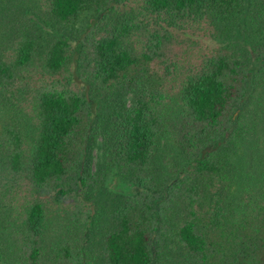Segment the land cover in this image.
Returning a JSON list of instances; mask_svg holds the SVG:
<instances>
[{"label":"trees","instance_id":"trees-1","mask_svg":"<svg viewBox=\"0 0 264 264\" xmlns=\"http://www.w3.org/2000/svg\"><path fill=\"white\" fill-rule=\"evenodd\" d=\"M202 33L206 47L192 38ZM258 83L264 0H0V175L29 193L16 230L21 263L86 262L100 223V204L91 213L87 199L111 173L130 188L108 192L111 222L91 264H210V226L226 218L220 148L248 99L264 138ZM47 194L72 201L69 225H86L50 256ZM255 204V263L264 264V180Z\"/></svg>","mask_w":264,"mask_h":264},{"label":"rangeland","instance_id":"rangeland-1","mask_svg":"<svg viewBox=\"0 0 264 264\" xmlns=\"http://www.w3.org/2000/svg\"><path fill=\"white\" fill-rule=\"evenodd\" d=\"M232 36V35H231ZM242 36V35H241ZM192 38L205 46L211 44L207 34L193 35ZM189 52V50H187ZM251 89H255L263 96L261 84ZM129 96L126 100H129ZM255 104L251 99L246 100L240 106L233 108L234 129L228 133L229 138L221 146L220 162L223 168V175L226 176V183H220L218 189L217 203L226 214V218L217 220L216 224L211 225L209 235L210 248L213 249V256L210 264H256L255 259L260 255L255 253V190L263 187L264 176V138L262 136V123L259 121L255 125ZM241 111L242 117H235ZM254 115V120H252ZM232 118V120H233ZM231 133V134H230ZM257 140V143H255ZM4 152V150H3ZM91 170L94 169L96 160L99 159L100 147L97 139L90 151ZM2 161V160H1ZM223 186L221 187L220 185ZM130 184L120 181L111 173L107 174L104 185L93 191L94 198L87 199L91 203V213L95 211L96 202L100 204L97 214H100L99 226H90V240L92 243L88 247L86 262L91 264L100 258L99 247H101L102 232L111 222V212L107 209L108 192H121L128 190ZM200 190H204L208 196L216 193L214 186L204 187L199 184ZM29 197L27 186L19 182L18 177L2 173L0 175V264H22L18 258L16 230L19 222V210L21 203ZM179 205L183 198L178 196ZM70 206L61 205L52 201L51 195H46V204L49 211V226L42 236L43 248L46 255L50 256V249L53 242H58L60 238L67 237L72 240V244L80 240L81 232L86 225H69L66 220V210H71L70 199L65 201ZM65 207V208H64ZM213 209L210 213L213 214ZM260 213L262 210L260 209ZM213 218L210 217V219ZM264 220V215L262 217ZM93 232V233H92ZM75 242H74V241ZM92 255V257H91ZM91 262V263H90ZM167 262V259L164 260ZM39 264H61L52 262L49 257L43 259Z\"/></svg>","mask_w":264,"mask_h":264}]
</instances>
